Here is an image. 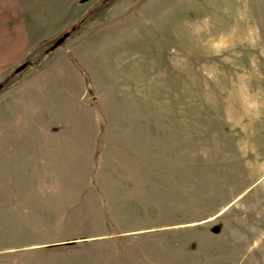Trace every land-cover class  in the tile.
<instances>
[{"label": "rangeland", "instance_id": "1", "mask_svg": "<svg viewBox=\"0 0 264 264\" xmlns=\"http://www.w3.org/2000/svg\"><path fill=\"white\" fill-rule=\"evenodd\" d=\"M35 4L0 8V264H264V0Z\"/></svg>", "mask_w": 264, "mask_h": 264}, {"label": "crops", "instance_id": "2", "mask_svg": "<svg viewBox=\"0 0 264 264\" xmlns=\"http://www.w3.org/2000/svg\"><path fill=\"white\" fill-rule=\"evenodd\" d=\"M37 0H0V8H33L36 4ZM2 39V38H1ZM0 39V49L1 51L4 53V49L8 46V41L6 40V42H4L2 39ZM5 50V51H6ZM2 53V54H3ZM62 91L64 92L63 94H65V92L67 91V87H63L61 88ZM60 96H58V98H55L54 102H59ZM79 98H81V95L79 96Z\"/></svg>", "mask_w": 264, "mask_h": 264}, {"label": "trees", "instance_id": "3", "mask_svg": "<svg viewBox=\"0 0 264 264\" xmlns=\"http://www.w3.org/2000/svg\"><path fill=\"white\" fill-rule=\"evenodd\" d=\"M84 1V0H83ZM107 1H111V0H107ZM89 16V14L87 15V16H84V18H81L80 20H78V22L76 23V24H74V25H72L71 27H70V29H69V31L68 32H65L64 34H62V36H60L59 38H64V40L69 36V35H71L73 32H75L77 29H79L81 26H82V24L84 23V19H86L87 17ZM59 38H57L56 40H58ZM55 40V41H56ZM63 40V41H64ZM54 41V42H55ZM54 42H53V44H54ZM53 44L48 48V49H46L45 50V53H47L48 51H51L52 49H51V47L53 46ZM39 46H40V44H39ZM39 46L38 47H36L35 48V50L37 49L38 50V48H39ZM28 56H26L25 57V59H28L27 58ZM22 64H25V66L27 67L29 64L27 63V62H24V63H22ZM20 66V65H19ZM17 68V67H16ZM15 68V69H16ZM14 69V70H15ZM14 70L12 71V73L11 74H15V72H14ZM10 74V75H11ZM10 79V76H8V77H5L1 82H0V92H2V91H4L5 89H7L11 84H9L8 83V80ZM87 83V82H86Z\"/></svg>", "mask_w": 264, "mask_h": 264}, {"label": "water", "instance_id": "4", "mask_svg": "<svg viewBox=\"0 0 264 264\" xmlns=\"http://www.w3.org/2000/svg\"><path fill=\"white\" fill-rule=\"evenodd\" d=\"M63 40H64L63 37H62V38H59L58 40H56V41L54 42L53 46L51 47V49H54V48L58 47V46L63 42ZM24 68H25V64H21L20 66H18V67L14 70V72H15V73H18L19 71H21V70L24 69Z\"/></svg>", "mask_w": 264, "mask_h": 264}]
</instances>
